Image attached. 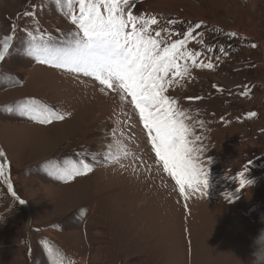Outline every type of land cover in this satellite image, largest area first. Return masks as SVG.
Listing matches in <instances>:
<instances>
[{"label":"rangeland","instance_id":"rangeland-1","mask_svg":"<svg viewBox=\"0 0 264 264\" xmlns=\"http://www.w3.org/2000/svg\"><path fill=\"white\" fill-rule=\"evenodd\" d=\"M131 11L155 17L166 40L202 22L187 47L214 67H190L165 94L191 118L208 188L180 192L130 96L33 54L73 41L65 0H0V264H257L264 0H133ZM24 105L64 119L40 123ZM80 161L92 171L62 176Z\"/></svg>","mask_w":264,"mask_h":264},{"label":"snow or ice","instance_id":"snow-or-ice-1","mask_svg":"<svg viewBox=\"0 0 264 264\" xmlns=\"http://www.w3.org/2000/svg\"><path fill=\"white\" fill-rule=\"evenodd\" d=\"M55 2L59 5L62 0ZM65 2L71 22L78 29L73 41L62 48H51L47 44L37 45L33 54L41 63L94 77L108 89L115 88L130 96L139 111L155 155L163 163L164 169L174 176L180 192L183 194L186 187L193 191L207 189L208 172L194 155L202 149L194 147L195 141L189 139L192 129L186 121L191 118L177 107L175 99L165 94L175 78L183 79L189 75L190 67H214L211 59L207 63H198L197 58L202 53L187 47L190 41L197 39L194 32L201 28L202 22L182 33H175L177 39L174 41L166 40L161 37V32L168 30L152 28L158 24L155 17L146 18L133 14V0ZM174 23L175 21H169V24ZM172 34L169 32V36ZM230 35L236 36L237 33L232 32ZM8 39L10 38H6L4 42L5 50ZM207 51L212 52L214 49L209 46ZM219 51L227 54L223 47ZM3 59L4 52H0V60ZM181 61L184 63L181 64ZM21 111L22 114L25 111L35 113L32 118L38 119L40 123L64 119L63 115H53L29 105L22 106ZM249 116L254 117L256 113L250 112ZM195 140H200V137L196 136ZM3 156L4 153L0 150V157ZM59 171L63 177L71 179L91 172L92 167L80 161L79 166L72 164ZM0 176H5V166L2 163ZM240 176V183L244 185V173H240Z\"/></svg>","mask_w":264,"mask_h":264},{"label":"clouds","instance_id":"clouds-1","mask_svg":"<svg viewBox=\"0 0 264 264\" xmlns=\"http://www.w3.org/2000/svg\"><path fill=\"white\" fill-rule=\"evenodd\" d=\"M258 251L254 253L256 256L257 264H264V233H261L259 239L257 240Z\"/></svg>","mask_w":264,"mask_h":264},{"label":"bare ground","instance_id":"bare-ground-1","mask_svg":"<svg viewBox=\"0 0 264 264\" xmlns=\"http://www.w3.org/2000/svg\"><path fill=\"white\" fill-rule=\"evenodd\" d=\"M110 120V119H109ZM5 162V161H4ZM5 165H6V162H5ZM6 168H7V170H8V166L6 165ZM9 176V175H8ZM10 178V177H9ZM84 262V261H83Z\"/></svg>","mask_w":264,"mask_h":264}]
</instances>
